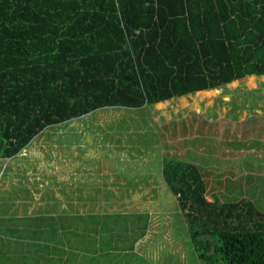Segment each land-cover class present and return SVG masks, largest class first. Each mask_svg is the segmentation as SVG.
Returning <instances> with one entry per match:
<instances>
[{
    "label": "trees",
    "instance_id": "trees-1",
    "mask_svg": "<svg viewBox=\"0 0 264 264\" xmlns=\"http://www.w3.org/2000/svg\"><path fill=\"white\" fill-rule=\"evenodd\" d=\"M263 74L264 0H0V158L96 109L160 105ZM161 175L200 264H264L255 202L208 201V182L189 161L163 159ZM120 216L98 221L99 249L85 245L97 262L120 263L145 234L149 215Z\"/></svg>",
    "mask_w": 264,
    "mask_h": 264
},
{
    "label": "rangeland",
    "instance_id": "rangeland-1",
    "mask_svg": "<svg viewBox=\"0 0 264 264\" xmlns=\"http://www.w3.org/2000/svg\"><path fill=\"white\" fill-rule=\"evenodd\" d=\"M253 79L243 76L216 89L145 108L96 109L66 124L47 127L15 156L0 158V264H58L61 256L49 236L54 234L51 223L56 221L33 216L16 219L13 212H65L71 205L80 212L115 211L118 217L120 212L142 207L154 212L165 207L153 217V227L149 228L152 222L148 220L146 245L141 242L118 264H200L187 252L189 239L185 244L184 221L172 193L163 192L165 188L159 185L150 189L145 181L157 178L155 172L148 174L157 157L160 166L163 159L189 161L208 182V201L212 197L217 201L249 199L264 211V86L246 90L254 85ZM248 173L253 179L246 180ZM136 179L144 187H134ZM214 185L217 188L211 189ZM110 199L124 203L109 204ZM68 201L72 203L66 205ZM142 213L148 217L145 209ZM104 221L109 223V217ZM38 223L42 229L31 230ZM81 232L77 233L81 236ZM120 238L128 240L124 234ZM87 239L84 242L89 246ZM142 249L153 252L149 256ZM72 260L68 257L65 262Z\"/></svg>",
    "mask_w": 264,
    "mask_h": 264
},
{
    "label": "crops",
    "instance_id": "crops-1",
    "mask_svg": "<svg viewBox=\"0 0 264 264\" xmlns=\"http://www.w3.org/2000/svg\"><path fill=\"white\" fill-rule=\"evenodd\" d=\"M250 76L252 78H254L253 79L254 85H252L250 88H248L246 90L249 91V90H254V89H257V88H261V89L264 88L263 87L264 86V74L256 76V78L253 77L254 75L253 76L250 75ZM202 91L203 90H199V92H202ZM261 95H263V94H261ZM261 97H263V96H261ZM196 114H198V113H196ZM183 116H186V115H183ZM248 146L250 147L249 144H248ZM261 148L264 149V142H263V144H261ZM164 151L167 152V150H164ZM6 159H8V158H6ZM153 161H158L157 163L159 165L160 159H159V157H157V158H155V159H153L151 161V169L149 170L150 173H148V174H151V173L155 172L157 174V178H159V179H157V178L156 179L148 178L145 181V183H148V184L151 185L150 189H154V188L157 187V185H159V186H163L162 188H165V190L164 189L162 190L163 192L169 191V189L165 185L164 180L162 179V175H161V166L162 165L161 166L160 165L159 166L158 165L153 166L152 165ZM140 179H142V178H140ZM137 180H139V179H136V182H134V183H136L134 187H137V188L144 187V185H142V184L140 186V184H138ZM153 194H154V192L152 190H150V195H153ZM159 197H160V195L158 196V198ZM108 201H109V204L114 203V202H118V203L122 202V201H115V199H110ZM108 201H106V202H108ZM161 201L163 202V206H165L164 197H162ZM106 202H103V203H106ZM125 202L126 203H130V202H127V201H125ZM71 203L72 202L68 201V202H66V205L67 204L70 205ZM122 203H124V202H122ZM149 204H150V201H148L147 206ZM70 207L67 206V210L65 212H63V211H53V212H50V213H42V212L32 213V212H26V211L25 212L15 211V212H13L14 213L13 215L15 216L16 219H25V218H29V217L33 216V219H37V220L38 219H43V220H46V221L47 220L56 221L55 223H51V226H53L51 233H54V234L53 235L49 234V236L51 237V241L53 243L54 250H56L61 256V260L60 261L58 260V264H68V263L65 262V260L68 257L73 258L76 253H78V254L79 253H85V254H83V256L88 257L87 260L83 261L81 264H99V262H97V260H95L94 256H92V254H91L92 252L95 253L97 250L96 249L95 250L92 249L91 251L88 252V250L85 248V244H84V248L83 247L82 248L79 247L78 241H80V240L84 241V239L88 238L87 241L88 240H92L93 242H95V247H97L99 249L100 245H97L96 243H98L99 239L101 238V235L99 234L100 228H101V223L98 222V221L101 220L102 218H104L106 215L112 216L113 215V211H92V210H86V211H81L80 212V211H75L73 209L72 205ZM157 208L161 209V211L160 212L159 211L154 212V210H152L153 208L147 209V208H143L142 207V209H145L147 211V213L149 215L148 219H149V221L152 222V224L150 223L149 228H150V226L153 227L154 223L156 222L154 220V218H153V217H156L155 214H157V213L160 214L165 207H162V208L161 207H157ZM142 209H140V210L139 209L138 210L133 209L131 211H126V213L127 214L130 213V212H138V213L140 212L141 213ZM114 213H115V211H114ZM69 219L71 221H69ZM62 221H66V222L63 223ZM41 225L43 226V229L46 228V223H44V225L43 224H41ZM30 228H31V230L33 228L42 229L40 227L39 223L37 225L36 224L35 225L34 224L31 225ZM35 229H34V232H35ZM70 231L72 232L71 234L67 233V232H70ZM80 231H83V233L81 232L82 233L81 236H80V234L77 233V232H80ZM145 231H146V229H145ZM54 235H56V240L53 237ZM145 235L146 234H143V236L138 238L133 243V246H132L133 250H135L136 248L138 249V246L140 245L141 242L145 243ZM93 239H95V241ZM34 241H35V239H34ZM145 245H146V243H145ZM143 249H145V247ZM143 249L141 251L146 253L149 256L153 252V251H146V250H143ZM39 252H41V251H39ZM60 256H59V258H60ZM70 264H73V260H72V262ZM74 264H80V263L75 261Z\"/></svg>",
    "mask_w": 264,
    "mask_h": 264
}]
</instances>
